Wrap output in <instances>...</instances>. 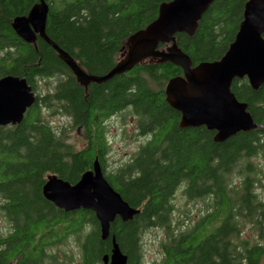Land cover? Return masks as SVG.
I'll return each mask as SVG.
<instances>
[{
  "label": "trees",
  "instance_id": "1",
  "mask_svg": "<svg viewBox=\"0 0 264 264\" xmlns=\"http://www.w3.org/2000/svg\"><path fill=\"white\" fill-rule=\"evenodd\" d=\"M45 1L50 8L47 36L84 72L102 77L117 65L128 39L173 0ZM248 1L215 0L192 37L176 36L193 67L224 57ZM37 3L0 0V76L24 78L36 94L18 128H0V212L24 241L23 252H0V264H11L19 256L25 264H44L48 258L59 262L47 252L73 238L83 251L82 264H103L102 258L112 252V237L128 264H143L142 236L153 229L164 233L158 264H264V197L258 192V187L264 190V171L253 161L264 159V128L223 143L215 142L216 133L205 127L180 128L181 114L168 104L165 88L184 73L169 62L146 61L105 83L80 85L43 39L27 44L13 30L14 19L27 16ZM52 79L57 82L50 89ZM42 82L45 90L39 87ZM231 90L248 105L254 122L264 126V86L254 91L245 78L235 80ZM126 112L146 142L111 172L106 123ZM46 115L69 118L84 146L77 150L69 144ZM96 159L108 183L140 210L130 222L116 220L105 241L93 212L65 213L43 196L50 174L75 185ZM180 191L207 209L182 230L176 229L173 203Z\"/></svg>",
  "mask_w": 264,
  "mask_h": 264
},
{
  "label": "water",
  "instance_id": "2",
  "mask_svg": "<svg viewBox=\"0 0 264 264\" xmlns=\"http://www.w3.org/2000/svg\"><path fill=\"white\" fill-rule=\"evenodd\" d=\"M214 1L173 0L162 4L157 19L128 39L117 65L102 77L84 72L47 36L50 8L45 0H38L27 16L15 18L12 27L27 44H35L38 37L43 39L84 87L105 83L146 61L169 62L179 67L184 76L169 81L165 94L170 107L181 114L180 128L205 127L216 133L215 142L223 143L239 133L264 128L254 122L248 105L240 102L231 90L235 80L245 78L254 91L264 86V0L247 2L235 41L221 60L193 67L189 56L179 49L176 36L192 37ZM160 45L168 47L160 50ZM35 103L36 94L26 79L8 76L0 80V126L20 125ZM43 196L65 213L93 212L103 241L110 237L111 225L117 219L130 222L140 214L108 183L98 159L75 185L50 174L43 186ZM112 245V254L103 258V264H127L128 258L114 237Z\"/></svg>",
  "mask_w": 264,
  "mask_h": 264
},
{
  "label": "rangeland",
  "instance_id": "3",
  "mask_svg": "<svg viewBox=\"0 0 264 264\" xmlns=\"http://www.w3.org/2000/svg\"><path fill=\"white\" fill-rule=\"evenodd\" d=\"M57 80V79H56ZM55 79L49 81L50 89L56 85ZM41 90H45V84H39ZM49 125L58 133L64 132L69 138L68 143L74 145L79 150L84 146L83 138L78 129L72 126L71 120L61 115H46ZM108 130V140L110 145V153L108 155V171H115L124 166L137 153L142 144L146 142V138L140 137L137 132L136 121L128 112L115 116L106 123ZM254 162L261 165L264 171V159H254ZM264 181V180H263ZM260 196L264 197V190L258 187ZM174 206L176 212L174 220L176 229L182 230L185 226L195 224L199 218L206 213L207 209L202 201H192L183 196L182 191L176 194L174 198ZM1 204V199H0ZM1 214V212H0ZM180 223V225H179ZM185 227V228H187ZM4 222L0 216V231H3ZM249 236V233L246 234ZM144 260L143 264H158L162 260L161 243L164 240V233L159 229H153L143 236ZM79 243L70 239L65 244L57 248L49 249L47 254L55 256L57 261L64 264H82L79 252ZM54 259L45 260L44 264L54 262ZM56 262V261H55Z\"/></svg>",
  "mask_w": 264,
  "mask_h": 264
},
{
  "label": "flooded vegetation",
  "instance_id": "4",
  "mask_svg": "<svg viewBox=\"0 0 264 264\" xmlns=\"http://www.w3.org/2000/svg\"><path fill=\"white\" fill-rule=\"evenodd\" d=\"M8 76H11V75L4 74V75L0 76V80L4 79L5 77H8ZM20 125H15V126L9 125V126H6V127L0 126V128H6V129L7 128H12L13 129V128H18ZM0 199H1V197H0ZM2 205H3V201L1 199L0 207ZM0 216H1L2 221L4 222L3 231H0V238L2 239V241L0 243V252H23L22 251V247H24L23 246L24 241H22V237H20L18 235L16 227L11 222H9L7 220V218H5L3 215L0 214ZM117 220H119V219H117ZM79 252H80V255H81V252H83V251L81 249H79ZM111 254H112V252H111ZM111 254L110 255H106V256H111ZM142 254H143V252H142ZM125 256H127V255H125ZM103 258H102V263H103ZM127 258H128V256H127ZM23 260H24V258L19 256L11 264H25V262ZM81 262H82V260H81ZM128 262H129V259H128ZM128 262H127V264H128ZM43 263H45V261ZM50 264H64V263H62L61 261H59V262H55L54 261V262H50Z\"/></svg>",
  "mask_w": 264,
  "mask_h": 264
}]
</instances>
